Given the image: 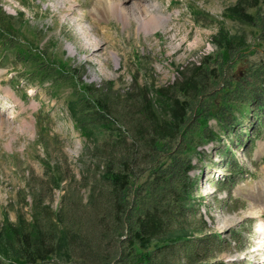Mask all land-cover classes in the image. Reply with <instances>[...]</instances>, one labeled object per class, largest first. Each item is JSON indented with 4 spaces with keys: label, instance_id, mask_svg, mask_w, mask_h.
I'll return each instance as SVG.
<instances>
[{
    "label": "rangeland",
    "instance_id": "rangeland-1",
    "mask_svg": "<svg viewBox=\"0 0 264 264\" xmlns=\"http://www.w3.org/2000/svg\"><path fill=\"white\" fill-rule=\"evenodd\" d=\"M105 2L0 0L10 47L0 62V264L15 261L27 240L54 250L48 264H74L51 230L57 214L77 247L114 251L102 155L132 152L131 137L116 139L124 130L139 135L137 165L148 161L153 130L173 152L164 169L174 156L192 158L186 176L178 174L185 178L170 181L175 190L158 196L172 229L178 221L188 229L178 253H165L167 264H264V109L250 96L264 100V0H124L134 16L137 3L163 16L149 32ZM45 73L53 79L41 82ZM83 99L114 121L97 130L99 150L85 138L89 123L69 109L74 101L85 108Z\"/></svg>",
    "mask_w": 264,
    "mask_h": 264
},
{
    "label": "trees",
    "instance_id": "trees-1",
    "mask_svg": "<svg viewBox=\"0 0 264 264\" xmlns=\"http://www.w3.org/2000/svg\"><path fill=\"white\" fill-rule=\"evenodd\" d=\"M4 32L5 31L0 28V61L6 58V53H8L10 49L8 45L9 35ZM36 60L38 61L39 58L36 57ZM52 79L53 75L50 77L49 73H45L42 75L40 81L45 82L48 80L51 81ZM261 93H264V88ZM250 96L254 98V103L259 106L258 108L263 109L262 102L264 100L261 101L257 99L258 97L253 94ZM224 102L222 106L227 107L229 104L228 99ZM80 103L84 104L85 108L78 111L79 101H74L71 103L69 109L72 113H75V118L83 127L86 123H89L88 127L84 128L85 138L93 141L96 145L95 148L99 150L100 145L95 140L97 139V130L101 129V127H105V125L107 126V124V128H109V126L114 124V121L112 120V123H108L111 120H109L108 116L104 113L100 114V116H98L97 113H92V109H95V102L92 100L83 99ZM98 105L99 108L103 110L102 106L100 104ZM243 114L245 116L247 115L246 113ZM225 116V111L222 115V110L218 114V117H220L219 120L223 122L226 120ZM241 120L242 119L239 117L235 118V123L237 124L234 125L237 126ZM262 121L264 122V116ZM223 128L227 129L225 126ZM171 129H167V136H173L174 130L172 131ZM231 132L232 131H230V133ZM130 135V131L124 130L122 133H119L116 139L126 142L128 138L131 137V153H119V149L111 147L102 155L105 156L102 158L103 165H105L102 177L107 182L106 190L110 194V203L115 210V229H117L119 237V240H116L115 244L118 245L116 247L114 245V251L110 253L109 251L107 252L110 246L104 244L105 253L100 248L93 247L86 241H80L82 245L84 242L86 243L84 248L82 247L81 249L79 246L77 247L76 242L78 236L76 237V234L73 233L72 228L65 223L62 216L57 214L56 224L53 225L51 230L53 229L55 236H61L63 238L74 264H167L166 259L168 257L165 253L167 251H173L174 249L178 253V243L184 241V238L188 234V229L185 228L184 225H181L179 221L175 224L178 227H174V229H172L173 226H171L172 222L165 221V216L169 217L170 215V213L168 214L170 209L168 212L167 209L163 210L164 207L160 204L161 202L158 201V196H161L162 193H166L167 191L175 190L172 189L170 181L173 179L179 181V179L185 178V171L188 173L190 170L189 168L192 167V158H189L190 155L189 157L186 155L187 158L185 157V161L182 162L174 156L175 162L173 165L170 168L164 169L163 158L171 156L173 152L169 147L167 148L166 143L161 144L160 135H157L153 130L149 133L148 149L145 153L146 160L148 161L137 165L136 158L140 153H138L136 145L139 135H137L136 132ZM207 136L211 140L217 139L212 133ZM162 141H164L163 138ZM184 151L185 150H181V153ZM177 152H180V149H177ZM187 163L189 166H187ZM182 173L185 176L181 175L182 177L179 178L180 175L178 174ZM144 179L147 180L145 181ZM187 188L190 189V187ZM190 192H192V188ZM190 192L181 193V198L184 197L185 202L181 204L182 206L189 204L188 202L190 199L188 201V195ZM154 202H156V204ZM34 219L35 221L38 220L37 217H34ZM126 230L127 232H125ZM124 233H126L127 236ZM123 235L126 237L121 239ZM204 240L205 239H200L197 244L202 245L207 242ZM41 242L43 241L40 240L39 243ZM52 244L54 243H49V245ZM216 244L217 242L213 241L212 245L215 246ZM37 245L38 244H35L34 247H37ZM20 247V253L16 254L14 257L15 261H12L11 264H48L51 258L55 256V254H52L54 250L47 248L46 245L44 247L38 245L39 248L35 250L34 247H32V242L29 240L21 244ZM79 249L84 255L78 254V257L75 258L76 250ZM87 252L88 255L86 256L85 254ZM21 259H23V261Z\"/></svg>",
    "mask_w": 264,
    "mask_h": 264
},
{
    "label": "bare ground",
    "instance_id": "bare-ground-1",
    "mask_svg": "<svg viewBox=\"0 0 264 264\" xmlns=\"http://www.w3.org/2000/svg\"><path fill=\"white\" fill-rule=\"evenodd\" d=\"M124 0H108V2H105L108 6V8L110 9V11L117 15V17H119L124 23H128V15L132 16L134 18H136L138 20L139 24V29L145 31V32H149L153 29L156 28H160V26L163 25V20H165L164 18H162L163 16H160L155 14L154 10L151 9V6H146V5H142L141 3H137L134 7H133V12H135V16L133 15V13H131L130 8L128 10V7L125 6ZM97 3H99V0H96ZM102 4V2H100ZM105 4V6H106ZM95 11L97 12V14L99 13L98 8L95 6Z\"/></svg>",
    "mask_w": 264,
    "mask_h": 264
}]
</instances>
